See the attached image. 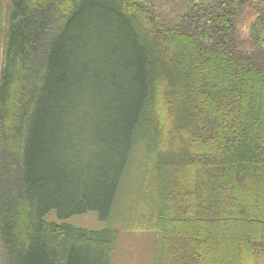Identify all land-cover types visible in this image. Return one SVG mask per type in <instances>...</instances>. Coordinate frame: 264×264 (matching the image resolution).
<instances>
[{"label":"trees","instance_id":"1","mask_svg":"<svg viewBox=\"0 0 264 264\" xmlns=\"http://www.w3.org/2000/svg\"><path fill=\"white\" fill-rule=\"evenodd\" d=\"M263 1L0 0L1 264H112L65 220L130 214L138 170L156 264H264Z\"/></svg>","mask_w":264,"mask_h":264},{"label":"rangeland","instance_id":"2","mask_svg":"<svg viewBox=\"0 0 264 264\" xmlns=\"http://www.w3.org/2000/svg\"><path fill=\"white\" fill-rule=\"evenodd\" d=\"M187 0H159L157 7L161 13H169L172 10H177L178 7ZM7 3V0H4ZM256 5L257 3H253ZM251 4L245 10L239 24V38L240 41L247 43L248 49H253L254 45L249 41L251 33V25L256 18L254 5ZM264 6V1L260 3ZM132 192L130 199L131 213L125 211L126 206L129 204V195L126 189L120 192L119 199L115 209L113 210L110 221H103L95 211H88L78 215L71 216L65 221L76 227L100 230L109 225H113L118 230V239L116 248L112 252V264H156V251H155V234L150 230H131L132 224L136 221L133 216L139 211V202L141 201L143 191V174L136 171L132 175ZM136 207V208H135ZM119 212V213H118ZM121 217V218H120ZM45 219L47 221L60 222L56 211L49 212ZM122 219V220H121ZM138 225V224H137ZM2 260L1 246H0V264Z\"/></svg>","mask_w":264,"mask_h":264}]
</instances>
